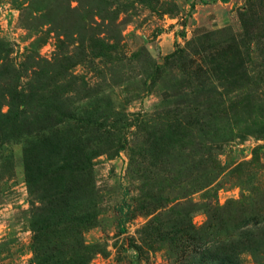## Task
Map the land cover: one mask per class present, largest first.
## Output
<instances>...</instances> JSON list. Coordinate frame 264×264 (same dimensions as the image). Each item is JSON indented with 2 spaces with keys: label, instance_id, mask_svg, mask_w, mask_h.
I'll return each mask as SVG.
<instances>
[{
  "label": "rangeland",
  "instance_id": "374dc122",
  "mask_svg": "<svg viewBox=\"0 0 264 264\" xmlns=\"http://www.w3.org/2000/svg\"><path fill=\"white\" fill-rule=\"evenodd\" d=\"M262 15L264 0H0V119L65 112L0 142V264H207L192 242L210 219L264 208ZM15 85L33 98L10 108Z\"/></svg>",
  "mask_w": 264,
  "mask_h": 264
},
{
  "label": "trees",
  "instance_id": "16d2710c",
  "mask_svg": "<svg viewBox=\"0 0 264 264\" xmlns=\"http://www.w3.org/2000/svg\"><path fill=\"white\" fill-rule=\"evenodd\" d=\"M142 2H148L149 0H139ZM264 18L263 15L260 17ZM251 23V17L244 15L241 19V25L244 27L245 32L249 29ZM233 47H236L234 44ZM232 67V66H231ZM228 67V68H231ZM238 68H243L242 61L239 60L237 63ZM223 74H231L229 69H225ZM210 84V83H209ZM32 93L28 91L25 93L23 89H18L17 85L14 86L13 94H9L10 101L8 105L11 107H17L20 102L25 100H32ZM41 94H38L40 96ZM17 99V101H15ZM17 109V108H16ZM21 112H24L23 110ZM19 112V116L14 118L6 117L0 119V142L7 139L18 138L24 134H36L38 132H45L55 124L61 123L59 117H64V111L57 105L43 106L41 108L35 107L34 110L28 112L26 115H22ZM79 124L78 127L88 128L86 132H92L93 120L83 114L82 117L77 119ZM82 133L75 134V137L71 142H66L65 147L68 150L69 156L72 155V150L75 157H80L79 163L81 165H87L92 156L89 152H85L84 148H78V145L85 138H82ZM69 138V137H68ZM241 201L234 202L228 206H224L221 209L223 217L226 219V223L223 224L218 217L210 219L203 229V234L197 239L199 244H203V248L200 250L194 245L193 255L194 259L205 256L209 262L207 264H238L237 258L240 252L248 249L253 255L255 262L258 264L260 256L255 254L257 249L254 248L256 238L264 235V208L261 210L254 211V208L249 204L244 205ZM263 220V223L260 220ZM251 226L243 228L245 223L252 222ZM228 227L225 234L218 235L217 232L212 234L214 228H225ZM244 244H246L244 246ZM238 245L239 246L238 248ZM203 258V259H204ZM198 259L196 260L198 262ZM202 259V260H203Z\"/></svg>",
  "mask_w": 264,
  "mask_h": 264
}]
</instances>
